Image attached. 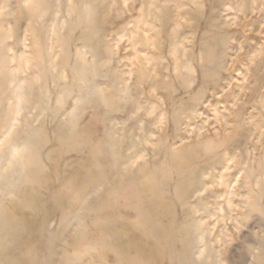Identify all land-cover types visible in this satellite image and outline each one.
<instances>
[{
  "label": "rangeland",
  "instance_id": "obj_1",
  "mask_svg": "<svg viewBox=\"0 0 264 264\" xmlns=\"http://www.w3.org/2000/svg\"><path fill=\"white\" fill-rule=\"evenodd\" d=\"M264 264V0H0V264Z\"/></svg>",
  "mask_w": 264,
  "mask_h": 264
},
{
  "label": "bare ground",
  "instance_id": "obj_2",
  "mask_svg": "<svg viewBox=\"0 0 264 264\" xmlns=\"http://www.w3.org/2000/svg\"><path fill=\"white\" fill-rule=\"evenodd\" d=\"M46 264V263H45Z\"/></svg>",
  "mask_w": 264,
  "mask_h": 264
}]
</instances>
